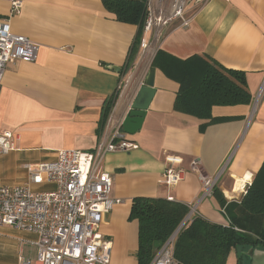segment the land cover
I'll return each instance as SVG.
<instances>
[{"label": "crops", "instance_id": "obj_1", "mask_svg": "<svg viewBox=\"0 0 264 264\" xmlns=\"http://www.w3.org/2000/svg\"><path fill=\"white\" fill-rule=\"evenodd\" d=\"M0 0V22L40 46L35 63L7 66L0 86V133L13 132L17 151L0 155V187L28 182L27 165L52 162L60 150L93 151L101 136L104 104L120 87L112 118L121 123L150 68H156V95L143 127L128 141L139 146L107 156L105 170L114 179L112 198L122 204L106 214L99 232L113 243L112 264H139V223L130 219L137 199H169L195 208L191 217L212 224L234 225L244 234L264 233V215L244 209L248 189L264 165V0H211L186 13L187 28H171L148 54L141 45L132 69L127 61L138 27L117 20L103 0H19L23 8L11 16L12 2ZM185 61L207 58L226 69L243 72L252 102L216 106L209 119L176 109L180 83L153 61L158 51ZM109 67H120L117 73ZM184 179L169 188L161 178L167 157ZM218 182L204 193L199 173ZM43 189H47L44 187ZM201 199L199 203L198 200ZM189 222L188 225L191 223ZM36 236L0 227V264H20V257L38 262ZM233 251L227 264L237 263ZM247 264V263H245Z\"/></svg>", "mask_w": 264, "mask_h": 264}, {"label": "built area", "instance_id": "obj_2", "mask_svg": "<svg viewBox=\"0 0 264 264\" xmlns=\"http://www.w3.org/2000/svg\"><path fill=\"white\" fill-rule=\"evenodd\" d=\"M210 1L148 0L141 49L148 54L151 45L160 42L171 28L189 27L191 19L186 13L190 7L201 9ZM22 8V1H13L11 16L19 15ZM39 50L40 46L29 38L13 33L10 21L0 22V86L9 64L16 61L35 63ZM263 91L264 84L259 97ZM101 136L93 151L60 150L55 161L27 165L29 179L26 184L0 187V227L35 235L33 244L40 264H112L113 243L99 229L105 215L122 204V200L111 196L114 179L105 170V162L111 153L129 152L139 146L127 140L122 122L114 121L112 113ZM15 151L14 133H0V155ZM167 163L169 167L161 183L171 188L184 179L186 171L176 167L183 163L179 157L169 156ZM199 166V161L191 164L203 183V199L214 193L219 177L203 176ZM243 192L247 193L246 186ZM168 201L174 202V199ZM194 211L192 208L150 264H179L175 258L177 237L191 222ZM19 262L32 264L22 256Z\"/></svg>", "mask_w": 264, "mask_h": 264}, {"label": "trees", "instance_id": "obj_3", "mask_svg": "<svg viewBox=\"0 0 264 264\" xmlns=\"http://www.w3.org/2000/svg\"><path fill=\"white\" fill-rule=\"evenodd\" d=\"M147 1L103 0L118 21L138 27L127 70L135 63L144 35ZM153 65L169 75L175 74L180 83L176 109L187 115L206 120L211 117L213 107L249 105L252 102L243 72L226 69L207 58L194 56L181 61L159 50ZM120 92L118 88L104 104L101 134ZM242 205L252 215H264V165L248 187ZM190 211L187 205L167 199H137L134 202L130 219L139 223V264L152 262ZM251 249L264 250V233L250 237L234 225L224 227L194 218L177 237L175 258L179 264H227L230 254L236 251L238 264H252L248 256Z\"/></svg>", "mask_w": 264, "mask_h": 264}, {"label": "water", "instance_id": "obj_4", "mask_svg": "<svg viewBox=\"0 0 264 264\" xmlns=\"http://www.w3.org/2000/svg\"><path fill=\"white\" fill-rule=\"evenodd\" d=\"M109 69L121 72L120 67H109ZM156 68H150L147 76L137 91V96L130 106L129 112L122 121V129L126 135H135L143 127L151 103L156 95L155 85ZM248 256L252 264H264V250L251 249Z\"/></svg>", "mask_w": 264, "mask_h": 264}, {"label": "rangeland", "instance_id": "obj_5", "mask_svg": "<svg viewBox=\"0 0 264 264\" xmlns=\"http://www.w3.org/2000/svg\"><path fill=\"white\" fill-rule=\"evenodd\" d=\"M158 44H159V42L157 44H155V46L158 45Z\"/></svg>", "mask_w": 264, "mask_h": 264}]
</instances>
